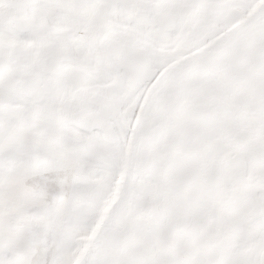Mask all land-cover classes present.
<instances>
[{"label": "snow or ice", "instance_id": "6c2138e0", "mask_svg": "<svg viewBox=\"0 0 264 264\" xmlns=\"http://www.w3.org/2000/svg\"><path fill=\"white\" fill-rule=\"evenodd\" d=\"M0 264H264V0H0Z\"/></svg>", "mask_w": 264, "mask_h": 264}]
</instances>
